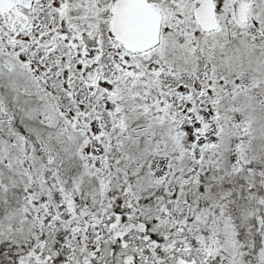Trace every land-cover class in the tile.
<instances>
[{
  "label": "snow or ice",
  "instance_id": "obj_1",
  "mask_svg": "<svg viewBox=\"0 0 264 264\" xmlns=\"http://www.w3.org/2000/svg\"><path fill=\"white\" fill-rule=\"evenodd\" d=\"M0 264H264V0H0Z\"/></svg>",
  "mask_w": 264,
  "mask_h": 264
}]
</instances>
